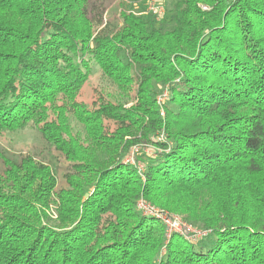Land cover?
<instances>
[{
  "label": "trees",
  "instance_id": "trees-1",
  "mask_svg": "<svg viewBox=\"0 0 264 264\" xmlns=\"http://www.w3.org/2000/svg\"><path fill=\"white\" fill-rule=\"evenodd\" d=\"M140 1L109 19L0 0V135L32 122L65 161L58 188L49 163L0 152V264H264V0ZM91 63L120 99H78ZM139 198L212 238H167Z\"/></svg>",
  "mask_w": 264,
  "mask_h": 264
},
{
  "label": "rangeland",
  "instance_id": "rangeland-1",
  "mask_svg": "<svg viewBox=\"0 0 264 264\" xmlns=\"http://www.w3.org/2000/svg\"><path fill=\"white\" fill-rule=\"evenodd\" d=\"M94 1L100 2L105 8H108L109 14L105 13V16L108 17L109 19H112V11L114 14V11L116 9V3L117 0H90V5L95 3ZM125 1L123 4H135L137 7V4L139 3L140 0H122ZM162 2L166 8H171L172 4L176 0H159ZM141 2V1H140ZM128 8V7H127ZM92 66V71L91 74L88 78V80L83 84V87L81 89V93L78 95L79 100H83L86 103H90L92 100V96L95 90H100L101 91L104 89L105 91H110L113 94L117 95V97L120 99V93L117 90L115 84L112 82L111 79L108 77L104 76L101 74L99 67L95 63H91ZM71 123L73 125V128L75 131H78L81 135H83V129L82 127L74 120L71 119ZM150 150V147H148ZM0 152L3 153L4 155L13 158V159H18L20 156L24 154H31L34 157L43 160L46 163H49L55 172L56 178H57V187H63L65 185L64 179H63V174H64V167H65V161L62 160V158L58 157L56 153H54L51 148L49 143L45 142L42 138L41 135L36 128L35 124L30 122L26 126L16 129L14 131H4L0 135ZM1 168V166H0ZM148 202L147 200H145ZM152 207H157L158 206L148 203ZM161 210H163L161 208ZM164 211L172 216H179L183 221H185L187 224H189L192 227H195L198 231H202L203 227H200V225H196L195 223H191L188 220L184 218L183 215L178 214V213H173L170 212L166 209ZM148 215V214H144ZM53 217H56L55 214H52ZM159 220V219H157ZM164 226L165 224L159 220ZM167 238L170 237L172 234H178L181 236L182 239L186 241H190V238L187 234H179V233H173L170 232L168 234V230L165 226ZM199 231V232H200ZM208 231V230H207ZM211 232L208 231V235H200L195 238L194 241H196V247H200V245H206L208 240L212 238V235L210 236Z\"/></svg>",
  "mask_w": 264,
  "mask_h": 264
},
{
  "label": "built area",
  "instance_id": "built-area-1",
  "mask_svg": "<svg viewBox=\"0 0 264 264\" xmlns=\"http://www.w3.org/2000/svg\"><path fill=\"white\" fill-rule=\"evenodd\" d=\"M205 8V7H203ZM148 9L152 10L154 12H157L159 15L163 13L164 8L161 4H156V0H149L148 2ZM167 96V92L165 91L162 96H159V100L162 98H165ZM130 163H133V160L131 157L129 158ZM138 170L142 172L143 166L139 163L138 164ZM137 207L143 214L152 215L155 218L162 221L167 230L168 234L170 232L173 233H179V234H187L190 238V240H195L197 236H204L208 233L207 230L198 231L195 227L190 226L185 221H183L179 216H172L168 213H166L164 210H161L157 207H152L148 204L143 198H139L137 201Z\"/></svg>",
  "mask_w": 264,
  "mask_h": 264
}]
</instances>
